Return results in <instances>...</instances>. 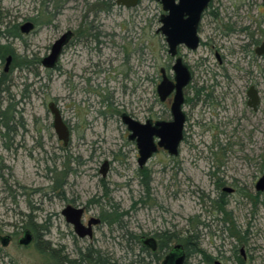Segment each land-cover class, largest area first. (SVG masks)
Returning a JSON list of instances; mask_svg holds the SVG:
<instances>
[{
	"label": "rangeland",
	"instance_id": "374dc122",
	"mask_svg": "<svg viewBox=\"0 0 264 264\" xmlns=\"http://www.w3.org/2000/svg\"><path fill=\"white\" fill-rule=\"evenodd\" d=\"M56 2L58 6L65 4L58 17L61 23L48 14L42 0L1 1L5 21L22 24L27 18L35 19L33 32L9 40L16 53L28 59L46 55L61 29L76 27L85 12L100 13L103 27L99 25L100 29L93 31L90 50L77 44L66 52L61 61L64 72L49 73L41 64L22 69L21 64L15 65V59L11 64L12 82L19 85L12 92L22 94L25 87V139L22 130L12 133L11 139L18 145L7 148L0 136V162L5 164L0 177V236L13 238L7 246L0 241V264H46L34 240L27 247L18 243L30 224L47 225L43 240L71 258L91 246L126 264L136 259L134 254L139 251L136 238H131L130 233L148 235L173 229L181 231V238L197 232L202 248L213 258L195 253L187 257L185 264H214V260L229 264L235 246L246 247L252 256L249 264H264V191L257 192L255 188L258 178L264 175V78L254 75L261 98L257 111L248 109L241 92L228 97L229 108L221 112L216 123L210 122L208 109L193 110L191 119L206 120L209 126L192 125L187 141L181 144L179 159L173 162L174 170L168 169L171 162L164 152L148 161L153 180L147 194L137 176L136 146L128 142L119 114L126 109L144 121L168 113V105L160 102L156 92L159 70L168 62L164 37L156 33L162 6L156 0H140L136 7L127 8L114 1L106 10L91 1L76 10L74 1ZM244 22L253 28L263 27L257 19L247 18ZM208 29L206 33L211 34ZM245 36H231L226 41L228 48L222 51L224 66L233 76L252 77L245 70L238 72L232 67L242 57L240 51L234 55L229 52ZM199 56H208L210 64L218 68L212 52L203 48L190 52L186 59L194 65L195 78L206 75L203 67L196 65ZM4 65L0 60V73ZM250 69L257 74L260 65ZM216 70L224 71L221 67ZM247 80L239 79L238 83L245 88ZM233 98H238L236 104ZM50 101L57 102L73 123L79 121L81 125L73 133L70 148L59 142L52 127ZM124 150L126 155L121 152ZM104 159L111 160V166L102 181L99 167ZM66 167L69 172L64 187L54 191L53 182ZM225 186L235 189L223 195L226 212L217 202ZM73 200L90 204L86 219L101 216L104 211L110 213L109 207L115 206L124 213L122 223L102 224L95 228L93 239L79 238L61 214ZM241 232L248 237L244 245L237 239Z\"/></svg>",
	"mask_w": 264,
	"mask_h": 264
},
{
	"label": "flooded vegetation",
	"instance_id": "af4514ba",
	"mask_svg": "<svg viewBox=\"0 0 264 264\" xmlns=\"http://www.w3.org/2000/svg\"><path fill=\"white\" fill-rule=\"evenodd\" d=\"M42 1L46 5V10L49 11L48 14H53L54 21H58L59 23H61L58 20V17L61 15L63 8L65 7V4H60L58 6L56 0H42ZM71 1L75 2L74 8L76 10H79L81 5H83V4L87 5L91 1H94L95 5L98 7L105 6L106 10L108 8L110 9V6H111V4L114 3V1L118 6H124L123 4H118L117 0H71ZM139 2H140V0H139ZM157 2L160 3L159 1H157ZM176 2H179V0H176ZM161 6H162V4H161ZM102 8H104V7H102ZM164 14H168V12H165L162 8V12L159 16L160 25L156 30V33L161 34V35H163L162 32L160 31V27L162 26L161 18ZM1 15L3 16V14H1ZM100 15L101 14L98 13L97 11L93 15H92V12H89V13L85 12V14L80 15L79 22H78L76 27L72 26V25H68L66 28L61 29V31L59 32L60 35L58 37H56L54 42L66 32L70 31L72 33V36L69 39L68 43L63 47V50L59 56V59L57 61L56 66L54 68H52V69L45 68L43 66V63H42L43 58L46 57L50 53L51 47H52L54 42L51 44L49 52L46 55H44L42 58L34 56V59L37 60L35 65L41 64L42 67L45 70H47L49 73L53 72L54 70H58L59 72H64L65 70L62 69V67H61V65H62L61 61H62L63 56L66 54V52L68 50L72 49L73 47H76L77 44L84 45L87 48V50L91 49L89 42L91 41V37H93L95 35V34H93V31L95 29L99 30L100 29L99 25L103 27V23H101L99 20ZM189 17H190V15L187 13H185L183 15L184 19H188ZM247 18L259 20V24L260 25L263 24V27L257 26L255 28H253L252 24H246L244 22V20ZM33 19L34 18H27L26 19L27 20L26 22H32L34 24L33 30H31L29 33L22 32L21 26L24 23L19 24L18 22H14L13 20H9L8 22H10L11 24H14V23L18 24L19 30L21 33V37L9 38L8 40L3 39L4 41H2L3 43L5 42L6 44H8L18 57H23L24 63L22 64V66H20V68H22V69L25 68V55L19 56L16 53V50L13 48L11 42H9V40L10 39L11 40L20 39L23 37V34H30L31 32H33L37 26L35 19L34 20ZM5 23H7V21H5ZM94 24L97 25L98 27L95 28ZM207 28H209L208 30H211V34L206 33ZM196 32H197V36L199 37L198 47L195 49H191L185 43H181V44L177 45L175 53H172L170 51L169 44L167 43V41L165 40V36L163 35L164 40H165V44H166V52L168 55V62L166 64V67H161L159 70L160 71V76H159L160 82L163 79L162 69H164L169 80L172 81L173 83H176V79H175L176 75H175L174 66L176 65L178 58H181L182 62L188 67V69L191 73V80L183 89L184 102L182 105V109L186 115V121H185V125H184V139H183L182 143L184 141H187L188 131H191L192 125H194V124L207 125L209 123V122H206V120L201 121V119H197L196 121H193L191 119L192 115H193L192 114L193 110L200 108V110L205 112L208 109V111H210L211 115H212L210 122L216 123L218 121L216 119H219L221 112L226 111L229 108L228 107V104H229L228 103V99H229L228 97L230 95L232 97H235V93L237 95H239L240 92L242 94H244V96H245V103H246V106L248 107V109L251 108L253 111L258 110L259 105L261 104V98H260V92L258 89V81L255 82L254 79H256L258 77L261 79L264 78V77H262V75L264 73V52H260V53L258 52V50L261 49L264 45V0H209L206 7L201 12L200 21L196 27ZM205 33L207 34L206 38L203 37V34H205ZM241 34L246 35L245 37H242L243 40L241 41V43L233 45L232 47H230V50H229V52L233 55L238 53L237 51H240V53L242 54V57H240V60L236 61L235 64H232V67H234L236 69V71H238V72L245 70L247 72V74H251L252 77H249V76L246 77L243 75L242 76H240V75L233 76L230 74L228 68H226L224 66V62L226 61V58H225V55L223 54L222 51H224L228 48L226 41L229 40V38H231V36L241 35ZM96 39H97L99 44L103 43V42H101L99 37L96 36ZM200 48H203L204 50L206 49V50H208L214 54V56L217 60V67L218 68H216L215 66L210 64L208 56H199V58L196 62V65H197V67H203L204 73L206 75L200 76L199 78H195L194 65H192L190 63V61L187 60L186 58L188 57L190 52H192V53L198 52ZM9 56L12 57V60L9 64L8 68L6 69L7 58ZM8 57H6L5 61H1V63L4 62L5 65H4V70L1 71V73H0V76H2V75L7 76L8 85L10 87V91L12 93L14 103L17 106L16 107L17 108V112H16L17 114L15 117L16 119L14 120V123H13L14 128H15L17 134L20 130H22V135H23L22 137H23V139H25V136H24L25 117H24V107H23V105H24L23 101L25 99V87L23 90H21L22 94H20L19 91H17V90H15L14 93L12 92L13 91L12 89H14L16 86H19V85L17 84V82H12V76L10 75V72L13 70V69L10 70V67H11V64L14 62L15 56L13 54H11V55L9 54ZM258 62H260V63L258 64ZM230 63H232V62H230ZM256 64H257V66L260 65V71L257 74H255V70L250 69L251 66L253 67ZM220 67L224 69L223 72H219L216 70V69H219ZM72 75L74 77V74H72ZM76 75H78V74L75 73V76ZM219 75H223V76L221 77ZM254 75L256 76V78H254ZM239 79H243V80L248 79L247 80L248 82L245 84V88H243V86L242 87L240 86V84L238 83ZM224 80H226L227 82H225ZM159 83L157 84L156 92H157V88H158ZM252 87H254V89L257 91V93L259 95V99H260L259 104L257 105V110H254V108L251 107L249 104L250 97H249L248 93ZM73 90H74V88H73ZM75 90H76L75 92H77V90H78L77 87L75 88ZM175 94H176V89H174L171 92V94L163 101L160 99L158 92H157V95H158L160 102L168 105V111H167L168 113H167V115H165L166 117L165 116H159L156 114V117H149L143 121V120L139 119L134 113L128 112L126 109H123L120 111V114H119L120 118H121L123 123H124L123 115H128L131 118L139 120L142 123H145L148 120H151L153 123H155L158 120H171L172 119L171 107H172V104L174 102ZM237 99L238 98H233V103L236 104ZM50 102H52V101H50ZM53 102L59 108L61 116L63 118V121L67 125V127L69 128V131H70V138H69V142L67 145H65L64 141L59 139L58 136H57V138H58L59 142L64 145L65 148L66 147L70 148L71 147L70 145L72 144L73 133L76 132L77 130H80L81 125H80L79 121L76 123H73L72 120L65 115L64 110L60 107V105L55 101H53ZM49 103H48V108H49ZM82 116H83V113H81L79 115V118H81ZM220 124H224V122H220ZM220 124H219V126H222ZM124 125H125L127 132H128V134H127L128 142L135 145L136 149H137V163H138L137 176L140 179V183L143 186L145 193L150 194V191H151L150 187H151V182L153 180V175H152V170L147 167L148 161L150 159H152L154 156L164 152L169 156L168 158L170 159V162H171V167L169 165L167 166V167H169L168 169L174 170L175 166L172 167L173 162L179 159L178 157L180 156V153H181V145L179 148V153L176 156L171 155L166 149L158 146V150L148 159V161L144 165H140V163H139L140 153H139L137 140L130 138V135L132 132L128 129V126L125 123H124ZM208 126H209V124H208ZM52 127L54 128L53 122H52ZM54 131H55V129H54ZM81 138L83 139V137H81ZM154 140H155V143L158 144L159 137L155 136ZM81 142H83V141H81ZM6 143L9 145V147H12L13 145H15V146L18 145V144H16V141L13 139V137L9 142H6ZM22 144H23V142L20 143V145H22ZM121 152L124 155L127 154V151H125V150H124V152L123 151H121ZM89 159H91V158H89ZM105 162H107V165H105ZM110 166H111V160L104 159L102 161V164L99 167V172L102 175V179H101L102 181H104L103 178H105L107 176V173L110 169ZM176 169L178 170L177 172H179L181 170V163H179V162L177 163ZM262 176H260L258 178V180ZM258 180L255 183V188H256ZM219 186H221V184H219ZM105 190H106L105 192L107 194L108 193L107 188ZM178 190L181 191V188ZM234 191H235V189L233 187H230V186L223 187L222 198L217 199V202H225L223 199V195H225L226 192L232 193ZM256 191L262 192V191L257 190V188H256ZM93 200L95 202L100 203V201L96 198H94ZM139 201H140V203L144 202V200L142 198H140ZM69 204L73 205L75 207H82L84 209V214L82 217V222L84 225L87 226L88 223L90 222V220H92L93 218L99 219V222L97 224H94V223L92 224L93 237H94L96 227H99L102 224H108V223H105V221H103L102 215L101 216H90L89 219L85 218L90 204L85 205V204L77 203V201L73 200L72 203H68L65 206H67ZM113 207H115V206H113ZM136 208H139V207L137 206ZM104 212H106V211H104ZM122 214H124V213H122ZM121 217H120V219H121ZM116 223L121 224L122 222L120 223V221H118ZM24 231H23V234H24ZM238 231H240V230H238ZM192 234H194V235L196 234V236L199 237V234L197 232H193ZM174 235L177 238L181 239V231L177 232V231H174L173 229H164L161 231H154L148 235H146L145 233L134 234L135 238L137 239V242H139L140 245L145 247L144 254H142V257H145L144 255L147 254L146 251L151 250L149 247L144 245V240H146L147 238L154 237L155 240L157 241L158 248L155 252L153 250H151L152 253L158 252L159 245L163 240L168 241L170 247L165 251L162 259L174 247L175 244H181V242H179L177 240H173ZM76 236L79 237L77 234H76ZM93 237L92 238L79 237V238L93 239ZM19 239H18V241H19ZM199 239H200V237H199ZM237 239L242 243V245H244L247 242L248 237L245 236V233L241 232V236L237 237ZM11 240H13L12 237H11ZM183 248H185V247H183ZM245 248H246L245 246L244 247L242 246L241 249H238L237 246L233 247L232 255L229 257V259L231 260V262H229V264H249V261L251 260V258L249 260V257H252V256L249 253H247ZM185 253H186V251H185ZM206 254H207V252H206ZM207 255H208V257H206V256H204V257H206L208 259L210 258L211 260H213V258H211V256L209 254H207ZM217 262H219V264H223L221 260H214V264H217Z\"/></svg>",
	"mask_w": 264,
	"mask_h": 264
},
{
	"label": "water",
	"instance_id": "95a60500",
	"mask_svg": "<svg viewBox=\"0 0 264 264\" xmlns=\"http://www.w3.org/2000/svg\"><path fill=\"white\" fill-rule=\"evenodd\" d=\"M162 4V8L168 14H164L161 18L162 26L160 31L165 36V40L169 44L170 51L175 53L177 45L185 43L191 49H195L199 44L196 27L200 21V15L206 7L209 0H157ZM118 4H123L127 8L136 7L139 0H117ZM190 15L188 19H184L183 15ZM34 24L26 22L21 26L24 33H29L33 30ZM72 33L66 32L58 38L52 45L50 53L43 58L42 63L45 68L52 69L56 66L63 47L68 43ZM258 52H264V45ZM12 57L7 58L6 69L8 68ZM176 83H173L167 77L164 69L163 79L159 83L157 92L161 100H165L171 92L176 89L174 102L171 107V120H158L153 123L148 120L145 123L133 119L128 115H123V121L132 132L131 139H136L140 158V165H144L148 159L158 150V146L166 149L171 155H178L180 145L184 139V125L186 115L182 109L184 102L183 89L191 80V73L188 67L178 58L174 66ZM250 99L249 104L254 110H257L259 104V95L252 87L248 93ZM49 109L53 114V125L59 139L67 145L70 138V131L64 123L59 108L52 101L49 103ZM159 137L158 144L155 143L154 137ZM107 165V162H105ZM257 190L264 191V175L258 180L256 185ZM61 214L65 217L68 224H71L75 233L79 237H93L92 224H97L99 219L93 218L88 225H84L82 217L84 209L73 205L65 206ZM34 240V235L30 229H25L24 234L19 239V244L29 246ZM0 241L4 246H7L11 241V236H0ZM144 245L149 247L154 252L158 248L157 241L154 237H149L144 240ZM187 255L182 244H175L174 247L165 255L160 264H185ZM219 264V262H217Z\"/></svg>",
	"mask_w": 264,
	"mask_h": 264
},
{
	"label": "trees",
	"instance_id": "16d2710c",
	"mask_svg": "<svg viewBox=\"0 0 264 264\" xmlns=\"http://www.w3.org/2000/svg\"><path fill=\"white\" fill-rule=\"evenodd\" d=\"M1 14H3V12L0 0V60L5 61L6 57L9 54H13L15 56V65H22L24 63V60L18 59V56L14 53L12 48L8 44L2 42L3 39L8 40L9 38L21 37L19 26L17 23H5V20ZM36 61L37 60H35L34 58L28 59L27 57H25V68H29L30 66L35 65ZM34 74L36 75L37 73L34 72ZM16 107L17 106L14 103V99L12 97V93L8 85L7 76L2 75L0 76V136L4 138V145L7 148H9V146L6 142L11 139L12 133H16L13 124L17 114ZM4 168L5 164L0 162V177H2L1 171ZM67 168L68 167L63 168V170H61L60 172V177H58L53 182V190H59L64 187V181L69 172ZM220 203H222V205ZM223 204H225V202H218V206L222 210H225ZM109 209H111L110 213L104 212L102 218L105 223L112 225L120 221V217L123 214L119 213L116 207L111 206L109 207ZM38 226H40V229H38ZM26 229H30L32 231L34 235L35 247L45 257L46 264H120L119 262L102 254L101 250L95 249L91 246L85 249L84 251L80 250L78 256H76L75 258H71L68 254L60 253V249L53 248L48 241L43 240L44 236L48 233L49 228L47 225L30 224L28 227H26ZM130 237L134 239L135 236L130 233ZM173 240L181 242L183 247H185L184 250L186 251L187 257L195 253L202 254L208 257L205 250L201 246L199 237H197L196 234L194 235L192 233H188L187 235H184L181 239L177 238L174 235ZM137 243V245H139V251L134 254L137 258L130 260L126 264H160L163 254L170 247L168 241L163 240L159 245V250L157 253H152L151 250H148L146 251L147 254L144 255L145 257H142V254H144L145 247L140 245L139 242Z\"/></svg>",
	"mask_w": 264,
	"mask_h": 264
}]
</instances>
